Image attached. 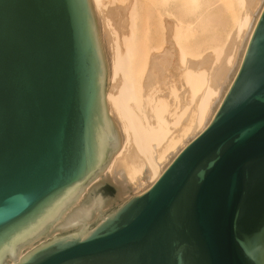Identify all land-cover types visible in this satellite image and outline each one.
<instances>
[{"label": "water", "instance_id": "obj_1", "mask_svg": "<svg viewBox=\"0 0 264 264\" xmlns=\"http://www.w3.org/2000/svg\"><path fill=\"white\" fill-rule=\"evenodd\" d=\"M92 0H0V264H264V0L206 124L145 190Z\"/></svg>", "mask_w": 264, "mask_h": 264}, {"label": "bare ground", "instance_id": "obj_2", "mask_svg": "<svg viewBox=\"0 0 264 264\" xmlns=\"http://www.w3.org/2000/svg\"><path fill=\"white\" fill-rule=\"evenodd\" d=\"M262 2L92 0L123 141L107 168L119 188L145 190L204 127Z\"/></svg>", "mask_w": 264, "mask_h": 264}, {"label": "rangeland", "instance_id": "obj_3", "mask_svg": "<svg viewBox=\"0 0 264 264\" xmlns=\"http://www.w3.org/2000/svg\"><path fill=\"white\" fill-rule=\"evenodd\" d=\"M146 13V12H145ZM111 181V180H110ZM112 182V181H111ZM115 186L119 187L117 184H115L114 182H112ZM128 192H130V198L135 196V192L131 191V190H127Z\"/></svg>", "mask_w": 264, "mask_h": 264}]
</instances>
